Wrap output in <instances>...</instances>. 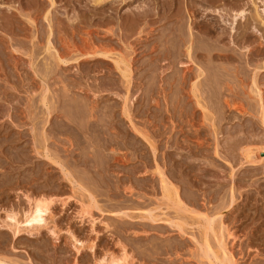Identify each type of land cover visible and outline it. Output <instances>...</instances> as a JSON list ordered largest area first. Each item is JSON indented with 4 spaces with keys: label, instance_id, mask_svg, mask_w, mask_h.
I'll use <instances>...</instances> for the list:
<instances>
[{
    "label": "rangeland",
    "instance_id": "obj_1",
    "mask_svg": "<svg viewBox=\"0 0 264 264\" xmlns=\"http://www.w3.org/2000/svg\"><path fill=\"white\" fill-rule=\"evenodd\" d=\"M212 251L264 264V0H0V260Z\"/></svg>",
    "mask_w": 264,
    "mask_h": 264
},
{
    "label": "bare ground",
    "instance_id": "obj_2",
    "mask_svg": "<svg viewBox=\"0 0 264 264\" xmlns=\"http://www.w3.org/2000/svg\"><path fill=\"white\" fill-rule=\"evenodd\" d=\"M236 19V18H235ZM229 22V21H228ZM215 29V28H214ZM243 30V29H242ZM163 31V30H162ZM162 34V33H161ZM183 36V35H182ZM108 39V38H107ZM209 45V44H208ZM249 45V44H248ZM147 46V45H146ZM163 47V46H162ZM189 51V50H188ZM210 51H211V49H210ZM56 55V54H55ZM105 56V55H104ZM126 56V55H125ZM211 57V56H210ZM253 57V56H252ZM60 59H62L61 57H59ZM203 58V57H202ZM157 59V58H156ZM182 59V58H181ZM115 61V60H114ZM121 61V60H120ZM120 61H118V60H116V64H117V66H120ZM122 63H123V61H121ZM202 62V61H201ZM203 64V63H202ZM121 68V67H120ZM130 68V67H129ZM204 68V67H203ZM241 68V67H240ZM205 70V69H204ZM213 70V69H212ZM122 71H124L123 73L126 75V73L128 72L127 70V72L125 71V70H122ZM58 76V75H57ZM129 76V75H128ZM205 78V77H204ZM50 85V84H49ZM191 88V87H190ZM62 92V91H61ZM93 97V96H92ZM65 100V99H64ZM74 104V103H73ZM105 106V105H104ZM126 108V107H125ZM53 110V109H52ZM241 112V111H240ZM67 116V115H66ZM62 117V116H61ZM80 120V119H79ZM103 122V121H102ZM76 123V122H75ZM198 137V136H197ZM46 141V140H45ZM68 142V141H67ZM48 152V151H47ZM59 153V152H58ZM249 158V157H248ZM55 162V161H54ZM47 163V162H46ZM146 170V169H145ZM83 172V171H82ZM162 182V188H163V190H164V193L165 194H169V196L171 197V196H173V195H170V193L172 192L171 190H172V187H171V185H170V183L168 182V180H167V178L166 177H162V180H161ZM173 186V185H172ZM174 190V189H173ZM96 191V190H95ZM167 192V193H166ZM175 193V192H174ZM46 194V193H45ZM44 194V195H45ZM167 194V195H168ZM173 194V193H172ZM177 194V193H176ZM36 196V195H35ZM41 197H39V198H37L36 197V199L34 198V199H32V198H30L29 196H27V197H29L30 199V208L25 212V217H24V221H23V219H22V221H20L19 219L20 218H18V216L17 215H13V213L11 214V215H9L8 217L10 218V220H12V222H11V225H10V227L11 226H13L14 225V227L15 228H13V231H14V234L16 235L17 233H19V231H21V229H24L25 228V231H26V229H32L31 231H33V229H35V230H39V228H41V227H47V225L48 224H50V221L48 222V220H49V218H50V216L52 215V204H53V199L52 198H49V196L47 197H45V196H43L42 197V195H40ZM168 196V197H169ZM172 198V197H171ZM32 199V200H31ZM57 201V200H56ZM54 205V204H53ZM139 206V205H138ZM183 209V208H182ZM87 210V209H86ZM88 212V211H87ZM52 217V216H51ZM175 222V221H174ZM10 223V222H9ZM170 223V222H169ZM183 223V222H182ZM13 224V225H12ZM183 225V224H182ZM155 227V226H154ZM12 228V227H11ZM48 228V231H52L54 234L56 233L55 232V230L53 229V227H51V226H49V227H47ZM54 228H56V227H54ZM213 230V229H212ZM24 231V230H23ZM29 231V230H28ZM31 231H29V232H31ZM216 233V232H215ZM57 234V233H56ZM220 235V234H219ZM220 237V236H219ZM218 237V239H220V242H218V243H220V247H221V244H222V242H223V240H222V237H220L219 238ZM76 238V237H75ZM235 238V237H234ZM73 240V239H72ZM75 241L76 242H78V243H80V245H81V242L80 241H78L77 239H75ZM74 241V245H75V247H77V249H80L81 247H79V244L78 243H76ZM219 241V240H218ZM223 245V247H225V246H227L226 245V243H224V244H222ZM225 245V246H224ZM223 247H221V251H223L224 250V248ZM35 250V249H34ZM225 250H227V248L225 247ZM79 251V250H78ZM218 251L220 252V249L218 248ZM214 251H212V252H210V255H211V257L213 256V254H214V257L216 258V256H217V258H218V254L215 256V253H213ZM225 252V251H224ZM229 252V251H228ZM228 252H225V254L224 255H226V253H227V255L229 256V254H228ZM211 253H213V254H211ZM221 255V254H220ZM224 255H223V257H224ZM227 255H226V257H227ZM129 256V255H128ZM213 257V258H214ZM220 258L222 257V255L221 256H219ZM222 257V258H223ZM1 258V257H0ZM119 258V257H118ZM222 258H221V261L219 262L220 264H221V262L223 261V263H225L226 261H228V262H226L225 264H232V262H231V257L229 256V257H227L228 259H230V260H228L227 258H226V260H225V262H224V260H222ZM5 259V258H4ZM4 259H2V260H0V264H18V263H16L15 261L13 262V261H9V262H12V263H9V262H6V260H4ZM126 259V258H125ZM215 260H217V259H214V261ZM218 260H219V258H218ZM233 261V260H232ZM18 262V261H17ZM100 262V261H99ZM103 262H104V260H103ZM125 262V260L124 259H117V258H112L110 261H109V263L108 264H125L124 263ZM218 262V261H217ZM20 263V262H19ZM23 263V262H22ZM222 263V264H223ZM25 264V263H24ZM101 264V263H100ZM218 264V263H217ZM234 264V263H233Z\"/></svg>",
    "mask_w": 264,
    "mask_h": 264
}]
</instances>
